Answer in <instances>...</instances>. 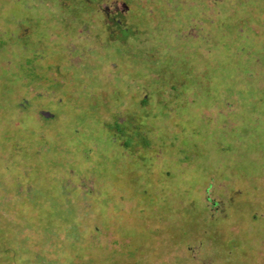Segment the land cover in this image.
<instances>
[{
    "label": "rangeland",
    "instance_id": "rangeland-1",
    "mask_svg": "<svg viewBox=\"0 0 264 264\" xmlns=\"http://www.w3.org/2000/svg\"><path fill=\"white\" fill-rule=\"evenodd\" d=\"M0 264H264V0H0Z\"/></svg>",
    "mask_w": 264,
    "mask_h": 264
},
{
    "label": "trees",
    "instance_id": "trees-1",
    "mask_svg": "<svg viewBox=\"0 0 264 264\" xmlns=\"http://www.w3.org/2000/svg\"><path fill=\"white\" fill-rule=\"evenodd\" d=\"M240 24H241V23H240ZM241 26H242V25H241ZM240 29H241V27L239 28V31H240ZM55 83H56V82H55ZM55 83H54V84H55ZM175 88H176V87H175L174 85H170V87H169L168 90L157 92L159 95H160V93H162V94L160 95L161 105H164V106H165L166 103L169 104V105H171L172 102H174L175 100H177L179 90H178V92H176L177 89H175ZM49 90H50V89H49ZM50 92H51V90H50ZM164 93H165L166 95H164ZM143 96H145V97L141 98V104H142V105H144V104L147 102V100L149 99V98H148V95H143ZM71 97H72V96H71ZM17 106H18L20 109H24V107H26V102H25V104L18 103ZM166 106H167V105H166ZM40 110H41L40 112L45 111V110H42V109H40ZM46 112H49V111H46ZM38 113H39V112H38ZM41 114H42V113H39L40 116H42L43 118H45V116H44V115H41ZM49 114H50V115L53 114V117H54V113L49 112ZM47 119H50L49 116H48ZM136 126H137V125H136ZM21 128L24 129V128H29V127H22V126H21ZM56 162H57V161H56Z\"/></svg>",
    "mask_w": 264,
    "mask_h": 264
},
{
    "label": "water",
    "instance_id": "water-1",
    "mask_svg": "<svg viewBox=\"0 0 264 264\" xmlns=\"http://www.w3.org/2000/svg\"><path fill=\"white\" fill-rule=\"evenodd\" d=\"M42 113V115H44L45 117H48L50 114L48 113V112H46V111H42L41 112Z\"/></svg>",
    "mask_w": 264,
    "mask_h": 264
}]
</instances>
